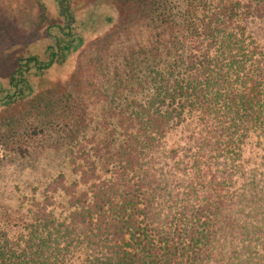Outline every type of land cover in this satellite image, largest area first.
<instances>
[{
  "label": "trees",
  "instance_id": "obj_1",
  "mask_svg": "<svg viewBox=\"0 0 264 264\" xmlns=\"http://www.w3.org/2000/svg\"><path fill=\"white\" fill-rule=\"evenodd\" d=\"M147 1L153 51L92 101L108 105L100 139L63 137L73 180L50 181L16 224L0 205V264H264V0ZM57 4L61 37L18 60L0 108L28 104L80 47L71 0Z\"/></svg>",
  "mask_w": 264,
  "mask_h": 264
},
{
  "label": "rangeland",
  "instance_id": "obj_2",
  "mask_svg": "<svg viewBox=\"0 0 264 264\" xmlns=\"http://www.w3.org/2000/svg\"><path fill=\"white\" fill-rule=\"evenodd\" d=\"M148 3L71 0L75 17L71 27L75 37L81 39L80 47L69 53L64 64L35 79L38 93L28 104L0 108V205L10 212L14 224L27 210L25 201L41 197L50 181L61 174L68 182L73 180L64 154L70 145L63 137L70 133L71 139L102 136L100 125L108 105L92 101L106 93L104 84L133 74L138 56L148 57L153 51L157 31ZM58 24L57 0H0V84L7 83L18 60L46 59L54 46L48 29L53 36L61 37L52 29ZM260 30L264 32V24ZM163 39H168V33ZM91 82L104 86L90 100L86 90ZM48 94L50 98L40 102L46 103L38 104L37 99ZM44 124L49 126L48 134L41 138L40 125ZM25 148L34 156L21 159L14 155V151ZM54 198L59 205L64 201L61 195Z\"/></svg>",
  "mask_w": 264,
  "mask_h": 264
}]
</instances>
